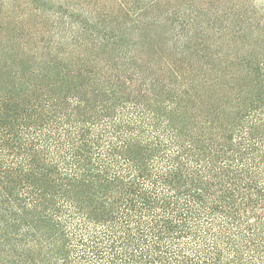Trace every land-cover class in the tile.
Segmentation results:
<instances>
[{
    "label": "trees",
    "instance_id": "1",
    "mask_svg": "<svg viewBox=\"0 0 264 264\" xmlns=\"http://www.w3.org/2000/svg\"><path fill=\"white\" fill-rule=\"evenodd\" d=\"M173 2L0 59V264H264V0Z\"/></svg>",
    "mask_w": 264,
    "mask_h": 264
},
{
    "label": "rangeland",
    "instance_id": "2",
    "mask_svg": "<svg viewBox=\"0 0 264 264\" xmlns=\"http://www.w3.org/2000/svg\"><path fill=\"white\" fill-rule=\"evenodd\" d=\"M174 5L173 0H0V59H92L100 48L96 36H107L115 19L125 20L122 9L135 20ZM74 11L73 21L89 30V42L81 45L71 40L68 20L58 21L59 14Z\"/></svg>",
    "mask_w": 264,
    "mask_h": 264
}]
</instances>
